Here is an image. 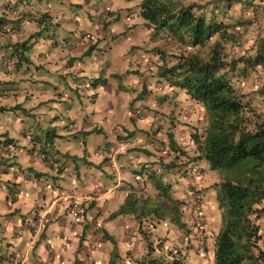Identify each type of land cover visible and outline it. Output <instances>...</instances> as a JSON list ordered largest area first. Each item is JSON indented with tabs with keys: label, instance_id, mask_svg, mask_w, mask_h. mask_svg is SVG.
Masks as SVG:
<instances>
[{
	"label": "rangeland",
	"instance_id": "rangeland-1",
	"mask_svg": "<svg viewBox=\"0 0 264 264\" xmlns=\"http://www.w3.org/2000/svg\"><path fill=\"white\" fill-rule=\"evenodd\" d=\"M40 1L41 3H39V6H41L43 2H56L57 0ZM195 1L204 2L208 0ZM138 2L139 0H99V6H106L108 9H103L101 11V17L97 22V27L93 25L94 23H88L86 25V28H89L88 31H83L87 32L92 37L90 41L93 45L90 51L92 55L97 54L95 51H98V53L103 51L109 52L108 54L105 53L100 60L95 57L91 59L92 66L96 65L97 69L101 66L99 70L93 68L92 71L94 72L93 75L101 76L105 79L103 86L98 83L96 84V89L87 91L83 85L74 91L69 88L66 81H63L62 78L59 79L55 72L53 74H46L51 81L45 86V89L48 91L49 96L56 100L52 102H55L54 105L57 107L56 111L59 115L58 122L61 123L60 125L48 126L49 122L53 120L50 116L51 113H48L46 110L50 109L48 106H50L52 102L47 100L44 102L43 106L38 105L37 90L33 88L25 100H23L26 91L24 88L21 94L18 93L15 97L13 96L11 102H8L9 104L5 106L7 111L1 117L0 123H2L5 128H8V134L14 136L13 139H15L16 143H22L20 142L21 138L19 135L20 128L16 127L18 124L16 120H20V126L24 128L30 127V131H32L31 134L40 137V139L36 141L37 147L43 146L45 148V145L48 147L54 145L59 151L63 150L62 152L64 153L68 152V149H71L72 145L82 150V147L79 146L82 142L81 140H83L86 145L82 150V154L88 156L95 142L101 141L102 133L97 130L93 132L88 130L77 133V137H71V134L69 135V133L66 132V130L69 129H66L62 124L72 123L71 116L74 115L76 116L75 118H80L83 112L86 114L88 120L99 119V112H96L101 108L99 105L104 104V100H107V98H114L113 101L117 103L115 112V118H117V120L111 122L113 119L109 117L110 120L108 125L112 124L113 126H110L111 130L109 131V135L112 137L107 140V144L114 148L116 141L124 139L115 137L114 133H117L119 130L117 128L133 124L134 127L136 126L137 128L135 127L133 129V134L130 137L138 138V143L133 145V147H136L137 150L141 149L142 153L144 152L142 149L148 150L154 155V158H161L165 160L164 162H167L171 158L175 160L172 168L161 169L162 179H164V181H170L168 188L169 195L161 192L159 193L154 187L151 179L143 175L133 181L132 184L129 186L126 185L125 187L127 193L131 192L133 196L144 198L146 203L150 206L162 203L171 208L167 209L163 215L164 218L158 221H154L156 218L150 214L140 216L145 236L138 231L139 233L137 234L141 241L138 239L137 235L134 237V241L132 240L134 245L131 243L130 246L132 245L135 258L133 257L134 259L129 260V264H137L135 259L144 254L149 247H152L150 248L151 254L156 256L160 255L169 258V253L172 252L181 256L186 264H211L213 259L212 240L220 225V209L216 206L212 182L218 181L221 178V172L216 169H208L203 161H194V159H191V156L195 155L191 133L195 130L201 131L205 123L204 115L196 104H192L190 101L186 100L183 93H179L178 95L174 87L166 85L162 80L160 81V76L157 72V66L160 65L163 60H167L168 62L169 54L183 49L184 51L195 49L200 54H203L206 52V47L196 46L192 48L184 44H178L173 37L167 39L168 33L165 31L156 34L153 33L152 30L143 24V20L138 15ZM56 3L58 4H56L57 6L62 8L64 16L69 18L76 27V30L79 31L81 29L80 23L74 21L72 18L74 17L73 13L83 18L80 9L78 7L69 8L65 1ZM210 5L212 4L209 3L207 7L209 8ZM109 7L111 8L109 9ZM214 13L218 17H223L225 21L235 19V16L244 21V24L240 25L237 29L234 27L238 30V35L240 37L239 44L232 45L234 50L240 51L243 48L254 45L257 37L264 38V0H258V4L254 9L251 7L243 8L240 4H233L226 12L227 14L220 12L218 7L215 8ZM87 15L92 20L95 18V16L93 18L91 17L94 15L91 12H87ZM27 35L28 34L25 33L19 40L25 39ZM95 45H100L101 47L95 50L97 49V47L94 48ZM43 46L42 44L33 47V43H30V45L23 50L25 55H30V60L24 62L29 65L31 70H33L31 64L34 61H38L39 58L37 54L40 52L42 53L41 47ZM102 47L104 48L102 49ZM93 50L95 51L93 52ZM165 55H167V57H164ZM85 65H87V61H85ZM114 73H118V76ZM93 77H91L90 80H92ZM67 79L68 78H66V80ZM237 80V89L248 92L256 89L263 83V75H256L250 72ZM3 83L5 84L6 81H3ZM89 84H91V81ZM63 89H66L68 95L61 96L63 95L61 94V90ZM79 90H81L84 95L81 94ZM95 90L96 93L94 95H97V98L94 101L91 93ZM68 96H71L72 100H74L72 108L66 104L69 100ZM17 101L20 102L24 109L14 104L17 103ZM252 103L264 112V97L260 95L255 96ZM57 104L61 107L57 106ZM94 106H97V108L93 109ZM38 108H42L41 112L38 111ZM65 110H68L70 115H68ZM101 111L105 113L104 109ZM128 112L131 116L126 114ZM16 114L19 115L18 118L15 117ZM39 121L45 126L42 127L44 131L43 135H39L38 128H36V126H40V123H38ZM101 121V119L96 123L92 121L90 124L94 123V125L100 126ZM134 121L138 122L134 124ZM17 126H19V124ZM50 128L58 130L60 134L53 137L52 134H50ZM122 131L126 133L125 129H122ZM167 131L172 133L175 144L179 146L181 152L179 149L175 150L169 147ZM5 138L6 137L0 136V144L5 145ZM70 138L73 139L71 140ZM66 139L70 140V142L72 141L68 146L63 144ZM15 141L13 140V143ZM36 150L39 151L38 148ZM134 150L135 149L129 147L125 152H129L130 154ZM13 151L14 149L9 151L11 152L10 154L14 153ZM14 154L16 155V153ZM120 154L121 153H116V156H121ZM143 154L147 155L145 152ZM22 158L23 157L19 156L18 153L16 160L10 163L12 166L11 169L16 171L19 170V166H21L20 169L23 172L25 171V174L29 173L30 167H26L25 164L21 163ZM126 159L125 161H127ZM141 163H150L149 166L152 165V162H148V160H143ZM38 182H40L38 185L39 188L44 186V183L40 180ZM179 190L181 192H179ZM182 192L183 195H180ZM8 194H12V196L16 195L17 197H22L24 195L23 191L15 189L13 185H11L10 190H8ZM173 199H176L175 202L177 201L176 204H178L180 210V217L186 223L185 229H179L168 220L169 216H174L179 212L175 211L174 207H171ZM72 200L70 206L73 207V204H75V208L78 207L80 209V211H77V215L73 220H75V218H80L87 222L90 226L88 230L92 233V241L103 238L101 234V222L99 221L101 209L96 200L93 198H81L80 200V198L75 197H72ZM90 201H94V204L88 208V203H90ZM195 201H197V209L200 210L199 215L203 217L200 231L203 235L202 252L197 251L195 243L196 232L199 229L196 218L198 210L195 208L196 206L194 207ZM172 204L175 205V203ZM37 214L43 217L42 226L46 216L42 215L41 212ZM119 215L120 217H129V219L132 217V214ZM153 221L158 225V228L155 229L150 225ZM256 221L261 231L264 232V211L258 214ZM73 227L70 228L73 229ZM67 230L71 229L68 228ZM158 230H161V233H158ZM64 231L66 230L60 231V233ZM127 233V235L130 236V229ZM87 239H89L88 236L84 239H80L86 240L87 243H83V247H80L81 243H79V247L76 249V253H78L76 257L78 259L75 260V264H81V262L84 261L83 259H86L88 256L89 250L86 248L90 242H88ZM129 243L130 242H128L127 245H129ZM104 245L105 247H101L99 250L105 255V253L109 251L108 246H110V242L105 241ZM130 246H128L129 249ZM9 253V250L3 249L1 250L0 256L5 257ZM107 261V258L103 259L102 257L98 264H107ZM118 262L119 264H126L124 252H119Z\"/></svg>",
	"mask_w": 264,
	"mask_h": 264
},
{
	"label": "crops",
	"instance_id": "crops-1",
	"mask_svg": "<svg viewBox=\"0 0 264 264\" xmlns=\"http://www.w3.org/2000/svg\"><path fill=\"white\" fill-rule=\"evenodd\" d=\"M59 1H65L69 8L78 7L80 9L83 18L76 13H73L74 17L72 18L80 23L81 29L79 31L76 30L71 20L64 16L62 8L57 6L56 2ZM56 2H43L39 6L40 0H22L21 11H26V14L23 16L20 12L15 15L7 14L6 17L10 20L8 23L0 25L4 28L0 29V106L5 107L9 104L8 102H11L13 96L15 97L18 93L21 94L23 88L26 90L23 100L27 98L33 88L37 90L38 105L43 106L47 100L52 102L54 99L49 96L45 86L51 81L46 74H53L54 72L59 79L62 78L63 81H66L69 88L74 91L77 90V87H82L83 85L87 91L96 89V85L93 86L89 82L91 77L97 76L93 75V68L99 70L101 66L98 69L96 65L92 66L91 59L95 57L100 60L105 53L108 54L109 52L98 53V51H95L101 47L100 44L94 47H97V49L93 50V52L97 53L96 55H92L90 52L87 55L80 56L87 47L86 42L88 40L79 35H82L83 31H88L89 28H86L88 23H94L93 25L97 27L101 11L108 9V7H100L99 0H57ZM39 10H46L49 13V21L52 25L44 32L41 31L39 36L33 38V41L30 39L33 42V47L44 45L41 47L42 53L37 54L38 61H34L31 64L33 70L26 64L30 60V55H27L26 62L23 60L17 67L14 66L13 61L15 58L13 56H10L9 59L5 58L8 62H3V57L9 54L11 45L14 42L21 41L19 39L25 33L30 35L42 26V23H38L36 18ZM87 12L93 13L94 15L91 17L95 16V18L93 20L90 19ZM0 16H4L2 8H0ZM85 61H87V65H85ZM65 77L68 79L66 80ZM3 81H6V83L4 84ZM76 81H78V86L75 85ZM79 92L84 95L81 90ZM95 93L96 90L91 93L94 101L97 98V95H94ZM61 94H63L61 96L68 95L66 89L61 90ZM68 98L69 100L66 104L72 108L74 100H72L71 96H68ZM113 99L107 98V100H104V104L99 105L101 108L96 111L99 112V119L88 120L86 114L83 112L85 114L83 115L80 111L82 114L80 118H75L76 116L73 115L71 116L72 123L62 124L66 129H69L66 132L69 135L71 134V137H77V133L88 130L92 132L97 130L102 133L101 141L95 142L88 156L82 154V150L86 145L83 140H81L82 142L79 146L82 147V150L72 145L71 149H68V152L63 154V150L59 151L54 145L52 147L45 145V148L43 146L37 147L36 141L40 137L32 135L30 127L24 128L20 126V120H16L19 126H17V123V125H13L20 128L19 135L22 143H16L15 139H13L14 136L8 134V128H5L0 123V136L6 137L5 139H12L11 142L5 140V145L0 144V253L3 249L10 251L5 257L0 256V264H75V260L78 259L76 257L78 254L76 249L79 247L78 239L82 229L85 233L82 239L88 236L89 239L87 241L90 244L86 248L89 250L88 256L83 259L84 261L81 264H98L102 257L103 259H108L111 242L104 237L100 240L95 239L92 241V233L88 230L90 226L87 222L80 218L73 220L70 206L71 201H73L72 197L80 198V200L81 198H93L96 200L101 209L99 221L101 222L102 230L113 237L118 252H124L126 264H129V260L135 258L132 245L130 246V244H133L132 240L136 235L138 239L140 238L137 234L139 233L137 218L132 215L131 218L133 219H129V217H120L119 214L109 217V213L123 202L127 194L126 185L129 186L133 183V179L139 178L141 175L145 176L143 171V173L138 172L142 169L141 162L143 160L152 161V165L156 167L157 171L164 170V167H160L159 163L153 161V154L144 155V152L142 153L141 149L137 150V148L130 154L129 152L121 153V156L97 152L95 147L99 145L98 143H106L112 137L109 135V131L113 125H108L109 117L114 120L111 122L117 120L115 118L117 103ZM14 104L24 109L20 102L17 101ZM54 104L55 102H52L48 106L50 109L46 110L51 113L50 116L53 120L49 122L48 126L61 124L58 122L59 115ZM94 108H97V106H94ZM41 109L38 108V111L41 112ZM102 109L105 110V113H102ZM6 111L7 109L0 110V119ZM65 112L70 115L68 110H65ZM126 114L131 116L129 112ZM15 117L18 118L19 115L16 114ZM100 119L102 120L101 125H94ZM92 121L94 123L90 124ZM135 122L138 121H134V124ZM38 123H40V126L38 125L36 128H38L39 135H43L42 127L45 126L40 121ZM135 127L131 124L124 125L121 128L133 130ZM53 130L56 134H60L58 130L54 128ZM52 136L55 137L54 134ZM70 139L72 140L73 138ZM13 140L15 141L14 143ZM71 142L66 139L63 144L68 146ZM11 144L14 145L13 152L16 155L14 153L10 154L11 152L7 149ZM37 148L44 153L45 158L42 159L30 153L32 149L36 150ZM18 153L19 156L23 157L21 163L25 164L26 167H30L29 173L25 174V171L23 172L20 169L21 166L16 171L11 169L10 163L16 160ZM74 155L77 157L76 159L72 158ZM146 164L149 165L150 163ZM39 180L44 183V186L40 188L38 186ZM10 184L15 189L23 191L24 195L22 197L9 195ZM179 192L181 191L179 190ZM180 195H183V192ZM38 212L46 216L44 224L38 227L39 233L30 229V216ZM70 227H73V229ZM68 228L71 230H67ZM153 228H158V225L156 224ZM129 229L131 232L130 236L127 235ZM63 230L66 231L60 233ZM158 233H161V230H158ZM139 240L141 241V239ZM105 241H109L110 246H108V253L104 255L99 249L105 247ZM128 242H130L129 245H127ZM80 243V247H83V243L87 242L86 240H81ZM128 246H130V249Z\"/></svg>",
	"mask_w": 264,
	"mask_h": 264
},
{
	"label": "trees",
	"instance_id": "trees-1",
	"mask_svg": "<svg viewBox=\"0 0 264 264\" xmlns=\"http://www.w3.org/2000/svg\"><path fill=\"white\" fill-rule=\"evenodd\" d=\"M209 3L212 5L208 8ZM21 4L22 0H0V8L4 14L0 16V25L10 20L6 17L7 14H26V11H21ZM233 4L254 9L258 0H139L138 15L143 24L155 34L165 31L168 33L167 39L173 37L178 44L192 48L206 47L203 54L195 49H183L169 54L168 62L163 60L157 66V72L160 81L174 87L178 95L183 93L186 100L196 104L204 115L205 123L201 131L191 133L195 150L191 159L203 161L208 169L221 172V178L212 182L216 206L220 209V225L212 240L211 264H264V232L256 221L258 214L264 211V112L252 103L255 96L264 97V38L257 37L254 45L240 51L232 48V45L240 42L236 29L244 21L236 16L235 19L225 21L223 17L216 16L214 11L218 7L220 12L227 14ZM36 18L42 26L27 38L14 42L9 54L3 57V62H8L5 58L13 56L14 66L17 67L20 62L27 60L23 50L41 31L44 32L52 25L46 10H39ZM0 29L4 28L0 26ZM79 36L86 38L83 33ZM91 39L92 37H87V47L80 56L90 53L93 48ZM250 72L263 75V83L251 91H240L236 87L237 79ZM104 82L105 79L101 76L91 80L93 86ZM77 83L78 81L76 86ZM2 109L5 107L0 106V110ZM117 129L118 132L114 134L118 139L129 138L133 134V130H126L124 133V128ZM49 131L55 136L59 135L53 128ZM167 136L169 147L181 152L170 131H167ZM5 140L11 142L12 139ZM143 151L145 154H152L148 150ZM72 158L77 157L74 155ZM162 160L157 157L153 161L167 169L172 168L175 161L173 158L167 162ZM151 166L142 163V169L138 172H144L145 176L151 178L159 193L169 195L170 181H164L162 171H157L154 166L151 169ZM135 180L137 178L133 179ZM175 200L172 202L175 205L171 203V207L179 212L169 216L168 220L179 229H185L186 223L180 217ZM93 204L94 201H90L88 208ZM169 208L162 203L150 206L144 198L128 192L123 202L109 213V217L132 214L137 218L138 230L145 236L140 216L150 214L156 218L154 221H158L164 218L163 215ZM154 221L150 224L153 227L156 224ZM200 231L201 227L196 233L203 239ZM84 234L82 229L79 243ZM101 234L111 242L107 264H119L115 240L104 230ZM150 248L152 247L135 259L137 264H186L177 254L170 252L169 258L156 256L151 254Z\"/></svg>",
	"mask_w": 264,
	"mask_h": 264
},
{
	"label": "built area",
	"instance_id": "built-area-1",
	"mask_svg": "<svg viewBox=\"0 0 264 264\" xmlns=\"http://www.w3.org/2000/svg\"><path fill=\"white\" fill-rule=\"evenodd\" d=\"M83 34H84L85 37H91L90 34H88L87 32H83ZM137 143H138V138L130 137V138H125V139L116 141L114 148L109 146L107 143H104V144L98 145L96 147V150L99 153H106V154H109V155H114L116 153H124L125 151L128 150L129 147H131V146H133V145H135ZM7 149H8V151H11L12 149H14V146L13 145L12 146L9 145L7 147ZM31 154L34 155V156H37L39 158H43L44 157V155L41 152H39V151H37L35 149L31 151ZM196 202L197 201H195L194 207L197 205ZM73 205L74 206L71 207V214L73 215V218H74L77 215V211H80V209L78 207L75 208V204H73ZM195 208L197 209V206ZM199 214H200V210L197 211V216H196L197 223L199 224V229H200V227H201V225L203 223V217L201 215H199ZM42 218L43 217L41 215H38V217H36V219H35L36 225L32 226L33 231H37L38 225H40L42 223ZM199 229H198L197 232H199ZM195 243H196L197 251L202 252L203 251V239L197 234L195 236Z\"/></svg>",
	"mask_w": 264,
	"mask_h": 264
},
{
	"label": "clouds",
	"instance_id": "clouds-1",
	"mask_svg": "<svg viewBox=\"0 0 264 264\" xmlns=\"http://www.w3.org/2000/svg\"><path fill=\"white\" fill-rule=\"evenodd\" d=\"M129 138H130V137H129ZM106 143H107V142H106ZM98 144L101 145V144H104V143H101V144L98 143ZM11 145H13V144H11ZM13 146H14V145H13ZM97 146H98V145H97ZM97 146H96V147H97ZM96 147H95V148H96ZM32 150H34V149H32ZM32 150H31V151H32ZM31 151H30V153H31ZM37 151H38V150H37ZM39 152H40V151H39ZM41 153L44 155L43 152H41ZM104 154H106V153H104ZM104 154H103V155H104ZM115 155H116V154H115ZM104 156H106V155H104ZM43 158H45V155H44ZM43 158H42V159H43ZM55 165H56V164H55ZM42 215H43V214H42ZM36 217H38V214H37V213L32 214V215L30 216V220H31L30 229H31V231H33L32 226H33V225H34V226L36 225V223H35V219H36ZM42 221H43V218H42ZM39 226H41V224L38 225V227H39ZM38 227H37V231H38V233H39L40 231H39ZM40 228H41V227H40ZM33 232H35V231H33Z\"/></svg>",
	"mask_w": 264,
	"mask_h": 264
}]
</instances>
